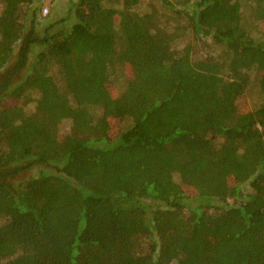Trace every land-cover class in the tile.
<instances>
[{
  "label": "trees",
  "instance_id": "trees-1",
  "mask_svg": "<svg viewBox=\"0 0 264 264\" xmlns=\"http://www.w3.org/2000/svg\"><path fill=\"white\" fill-rule=\"evenodd\" d=\"M140 2L0 0V264H264V0Z\"/></svg>",
  "mask_w": 264,
  "mask_h": 264
},
{
  "label": "rangeland",
  "instance_id": "rangeland-1",
  "mask_svg": "<svg viewBox=\"0 0 264 264\" xmlns=\"http://www.w3.org/2000/svg\"><path fill=\"white\" fill-rule=\"evenodd\" d=\"M42 4H43V5H47V6L49 7V11H50L51 6H50L49 3H43V2H42ZM149 6H150V2H149V0H141L140 4L138 5V9L141 10V11H144L145 9H148ZM34 48H35V46L33 47V49H34ZM35 49H37V48H35ZM68 127H69L68 122H65V123L63 124V126H62V130H61V132H60L61 135H62L63 133H65V132H67Z\"/></svg>",
  "mask_w": 264,
  "mask_h": 264
},
{
  "label": "crops",
  "instance_id": "crops-1",
  "mask_svg": "<svg viewBox=\"0 0 264 264\" xmlns=\"http://www.w3.org/2000/svg\"><path fill=\"white\" fill-rule=\"evenodd\" d=\"M43 3H49L51 1H53V3L55 4V2H58V5L62 8V6H68L69 0H40Z\"/></svg>",
  "mask_w": 264,
  "mask_h": 264
},
{
  "label": "built area",
  "instance_id": "built-area-1",
  "mask_svg": "<svg viewBox=\"0 0 264 264\" xmlns=\"http://www.w3.org/2000/svg\"><path fill=\"white\" fill-rule=\"evenodd\" d=\"M49 13V7L47 5H43L41 9V14L43 16L47 15Z\"/></svg>",
  "mask_w": 264,
  "mask_h": 264
}]
</instances>
